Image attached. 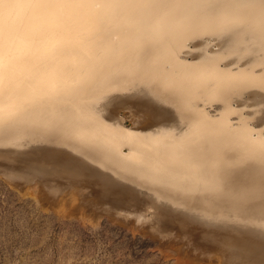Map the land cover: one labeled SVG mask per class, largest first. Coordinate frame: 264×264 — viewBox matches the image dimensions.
Instances as JSON below:
<instances>
[{"label":"bare ground","instance_id":"6f19581e","mask_svg":"<svg viewBox=\"0 0 264 264\" xmlns=\"http://www.w3.org/2000/svg\"><path fill=\"white\" fill-rule=\"evenodd\" d=\"M0 24L1 177L264 264V0H0Z\"/></svg>","mask_w":264,"mask_h":264},{"label":"rangeland","instance_id":"374dc122","mask_svg":"<svg viewBox=\"0 0 264 264\" xmlns=\"http://www.w3.org/2000/svg\"><path fill=\"white\" fill-rule=\"evenodd\" d=\"M197 44H203L209 47V49L215 48L214 46L211 47L213 41L206 38H196L189 42V47L186 48L185 51L194 53ZM141 87L142 85L139 84L131 87L129 90L117 92L111 96L130 95L135 89ZM154 103L162 107L167 114L171 111V107L162 102L154 100ZM254 109L253 106H245L244 112L245 114L246 112H253L250 114L252 117L250 120L252 123L258 125V123L260 124L262 121L261 119L259 120L261 114L255 113ZM123 110L125 111L124 108L116 110L114 116L117 120L121 117L123 120L120 118L118 121L121 122L124 127L130 128L133 126L131 118L128 116L129 113ZM209 110L213 113L214 107L209 108ZM122 113L124 118L122 117ZM169 124H155L152 127L159 128L165 125L168 126ZM63 150L64 149H61V151L53 155L51 154V156L60 155ZM5 179L6 178L0 176V264H231L227 262L226 258L222 257V254L225 253L223 250L220 249L223 253L217 252L216 249L213 252L212 247H215V245L212 246V244L203 237L208 230L205 226L201 227L196 225V227H198L196 228L195 225L191 226V224H188L190 226L188 227V225L184 223L182 225L179 221L181 226L177 224L180 229L184 227L187 229L186 231H183V229L178 232L179 227H175L178 226L175 223V220L176 222L179 220L178 215L170 214L169 217L167 215L162 218L159 217L162 221L163 228L168 229V232L164 234L163 228L158 227V223L161 225V221L155 219L153 214L155 213L154 209L150 208L149 210V208L147 209V207L143 208L141 206L140 208L142 209H140L136 206L134 212L128 213L131 217H128V214H124V217L108 216L105 212L100 215L94 212V215H99L94 216L89 213L87 214L86 211L81 213L80 209L75 206L76 204L78 205L80 198L78 201L75 199L76 204L75 201L72 204L70 203L74 200V195L72 196L69 194L72 190L68 193L72 196L71 198H69L68 195L67 198L66 194H63L64 197L60 195L62 199H65L62 202L59 195H57L58 197H49L47 195H44L45 197H40V188L42 187L38 182L23 180L20 186H14V181L12 182V180L10 181V179H8V182L6 179L7 182H5ZM138 190L146 192L148 195L150 194L145 189L138 188ZM64 191L66 192L67 190ZM74 191L75 189L72 191V194ZM76 195H78V193ZM65 197L69 199L68 203ZM70 199L73 200L71 201ZM257 205L261 204L258 203ZM138 208L140 210H138ZM145 209H147V212ZM148 210L149 213L150 211L152 212V215L150 214L152 217L149 215ZM244 210L246 211L248 209ZM139 213L142 214V217H145L147 214L146 218H142ZM143 213L146 214L143 215ZM135 214L138 216L140 215L139 217L142 218L143 222H141L139 217L137 218L140 221L137 222L136 217L132 219L136 216ZM125 216L128 218H125ZM149 216L152 219H150V221H148ZM95 217L97 218L95 219ZM170 217L174 218L171 220L172 222L174 221L173 223L170 222ZM165 218L168 220H165ZM154 219L156 222H154ZM145 222L146 224H144ZM142 223L144 225H142ZM168 224L171 227H168ZM230 224L236 226L234 223ZM155 227L160 228V230L162 229L163 233L159 231V233H161L160 237L157 235L159 233H156L159 229L156 228L157 231L155 232ZM151 229L153 234L150 233ZM188 229L191 230L189 234L191 237L187 234L189 233L187 232ZM193 229H196V232H198L199 229V231H205V229L206 231L203 234L201 233L203 231L198 232L194 236L196 232L193 231ZM247 229L243 228L245 231H247ZM169 230H172V232ZM259 231L262 235L254 231L250 233L264 239V231ZM175 232L178 238H176ZM166 233L168 235L171 233L172 235H170L172 238ZM173 234L175 235L174 237ZM178 234H186L180 238L182 242L178 240ZM192 235L195 239L200 237L196 239L198 243H195L197 241ZM188 237L189 239L191 238V241L186 240ZM200 239H202V242L205 240L203 243L206 244L203 245L199 242ZM192 244L194 247L191 246ZM207 245L212 246L209 247V250L211 249L212 252H210L211 250H207ZM202 246H204V248ZM205 246H207V248ZM217 250L219 249L217 248ZM217 253L221 254L218 255ZM225 255L223 256L225 257Z\"/></svg>","mask_w":264,"mask_h":264},{"label":"water","instance_id":"95a60500","mask_svg":"<svg viewBox=\"0 0 264 264\" xmlns=\"http://www.w3.org/2000/svg\"><path fill=\"white\" fill-rule=\"evenodd\" d=\"M258 203H256V204H250V205H248V207L246 208V209H248V210H250L251 208H257L258 206H262V205H257ZM245 209V208H244Z\"/></svg>","mask_w":264,"mask_h":264},{"label":"snow or ice","instance_id":"6c2138e0","mask_svg":"<svg viewBox=\"0 0 264 264\" xmlns=\"http://www.w3.org/2000/svg\"><path fill=\"white\" fill-rule=\"evenodd\" d=\"M0 32H2V24H0Z\"/></svg>","mask_w":264,"mask_h":264}]
</instances>
